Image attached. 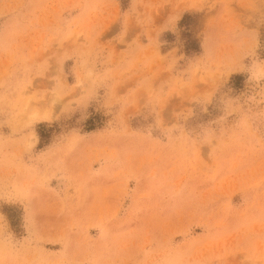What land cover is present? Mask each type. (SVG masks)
<instances>
[{"label":"rangeland","instance_id":"rangeland-1","mask_svg":"<svg viewBox=\"0 0 264 264\" xmlns=\"http://www.w3.org/2000/svg\"><path fill=\"white\" fill-rule=\"evenodd\" d=\"M0 264H264V0H0Z\"/></svg>","mask_w":264,"mask_h":264}]
</instances>
